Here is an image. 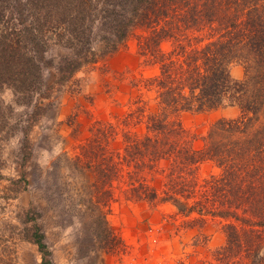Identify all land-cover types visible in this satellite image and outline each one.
Returning <instances> with one entry per match:
<instances>
[{
    "label": "trees",
    "instance_id": "1",
    "mask_svg": "<svg viewBox=\"0 0 264 264\" xmlns=\"http://www.w3.org/2000/svg\"><path fill=\"white\" fill-rule=\"evenodd\" d=\"M137 29L139 55L156 71L139 79L135 107L82 146L97 160L89 170L98 197L117 190V199L169 203L195 224L218 217L225 240L210 264H264V0H0V88L43 97L50 46L67 50L53 77L63 84ZM237 62L239 80L230 74ZM221 105L238 115L213 123L195 149L176 117ZM118 134L120 147L109 150ZM205 161L217 170L200 177ZM33 240L51 264L38 226Z\"/></svg>",
    "mask_w": 264,
    "mask_h": 264
},
{
    "label": "rangeland",
    "instance_id": "2",
    "mask_svg": "<svg viewBox=\"0 0 264 264\" xmlns=\"http://www.w3.org/2000/svg\"><path fill=\"white\" fill-rule=\"evenodd\" d=\"M140 32L134 30L115 52L63 84L53 77L67 50L50 46L45 55L53 66L42 71L43 97L0 88V264H43L33 240L36 226L51 264H210L213 250L223 244L226 221L218 217L195 224L169 203L117 199V190L107 202L98 197L102 193L89 170L97 160L82 146L97 127L115 124L135 107L130 101L139 87L144 90L139 79L155 73L139 55ZM243 72L239 62L230 67L233 79H242ZM238 113L236 106L221 105L176 118L199 149L213 123ZM126 128L140 132L143 125ZM120 145L118 134L107 148ZM216 170L205 161L198 173Z\"/></svg>",
    "mask_w": 264,
    "mask_h": 264
}]
</instances>
